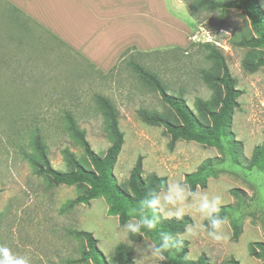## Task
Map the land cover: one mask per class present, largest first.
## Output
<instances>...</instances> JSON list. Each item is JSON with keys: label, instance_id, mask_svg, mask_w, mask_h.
Listing matches in <instances>:
<instances>
[{"label": "rangeland", "instance_id": "obj_1", "mask_svg": "<svg viewBox=\"0 0 264 264\" xmlns=\"http://www.w3.org/2000/svg\"><path fill=\"white\" fill-rule=\"evenodd\" d=\"M5 1L26 18L5 7L10 14L6 13L3 23L0 21V245L27 256L30 264H92L90 260L80 262L87 245L74 232L84 231L97 240L107 264L119 262L122 246L132 250L133 264H165L146 250L154 243L152 239H129L130 233L125 226L119 227L118 217L108 216L104 198L71 206L83 188L54 186L30 163V158L41 162L34 147L35 133L39 132L53 169L69 170L64 151L91 168L80 143L69 131V119L84 133L91 149L103 156L111 137L96 100L100 96L118 112L123 145L113 175L122 189L129 191V174L138 157L142 158L143 179L154 174L165 177L167 185L183 183L185 175L193 173L204 160L218 158L223 163L218 166L217 177L208 178L206 188L198 187L196 192L219 195L221 206L233 209L238 201L230 191L244 192L242 207L223 226L228 237L225 241H212L205 231L207 220L194 208H186L184 216L191 218L188 226L195 234L179 235L187 247L176 258L195 261L204 254L209 264H232V260L264 264V260L250 255L252 243L264 244V173L248 165L253 149L264 141V66L255 70L245 67V63L264 59V48L243 45L257 37L247 11H209L198 6L199 0H179L184 14L168 10L167 17L162 0H151L149 15L157 20L133 18V25L146 23L147 38L133 32V49H124L120 56L127 52L119 61L120 56L113 57L119 49L100 55L76 45L89 27L84 32L74 27L67 30V17L56 13L59 10L53 1ZM256 2L264 15V0ZM187 7L194 10L197 20L190 17ZM3 8L0 5L1 13ZM205 43L220 52L235 88L241 92L230 125L234 141L241 144L235 153L237 161L226 141L210 147L178 140L171 146L164 128L148 125L138 115L146 110L170 115L177 121L158 91L134 70L133 63L155 75L168 94L181 97L197 115L196 100L207 101L212 94L202 80V72L218 71ZM200 193L195 198L189 196V202L198 200ZM166 194V190L160 191L155 199L163 203ZM156 207L160 217L167 218L160 206ZM138 219V214L131 211L128 222ZM234 219H240L242 225L237 241L232 239Z\"/></svg>", "mask_w": 264, "mask_h": 264}, {"label": "trees", "instance_id": "obj_2", "mask_svg": "<svg viewBox=\"0 0 264 264\" xmlns=\"http://www.w3.org/2000/svg\"><path fill=\"white\" fill-rule=\"evenodd\" d=\"M0 5L4 6L3 13L0 12V21L2 23L8 17L6 13L10 14L9 12L12 11L26 18L18 9L4 0H0ZM198 6L204 7L209 11L246 10L257 37L245 41L243 45L264 48V15L259 9L256 0H199ZM5 7L10 11H6ZM187 10L190 17L197 20L194 10L189 9V7H187ZM2 15L4 16L2 17ZM11 21L13 22L14 19ZM204 46L210 51L209 58L216 61L218 71L216 73L202 72V80L212 90V94L207 101L196 100L197 115L192 113L181 97L168 94L164 85L155 75L133 63L134 70L158 91L162 101L172 109L177 121L171 120L170 115L148 112L146 110H140L138 115L144 123L164 128L171 138V146L178 140L192 141L210 147L220 146L222 141H226L232 146L233 159L237 161L235 153L241 144L234 141L233 134L230 132V125L232 113L238 106L237 99L240 97L241 92L235 88V80L230 76L220 52L209 43H205ZM259 66H264V59H260L256 64L245 63V67L250 70H255ZM96 100L101 107L102 115L111 137V145L103 156L96 154L91 149L84 133L76 127L72 119H69V131L80 143L91 168H85L75 159L72 153L64 151V158L69 170L60 172L53 169L48 162L45 146L41 142L39 132L35 133L34 147L41 162L28 158H30L31 165L37 168V174L48 178L52 185L79 186L83 188L82 193L71 202V206L89 205L93 200L104 198L108 205V216H117L118 225L123 228L130 218L131 211L133 209L137 213L140 211L139 202L141 200H154L160 191L166 190L167 179L154 174L143 179L141 176L142 158L138 157L129 174L127 183L129 191L122 189L116 183L113 168L123 145V134L119 130L118 125V112L108 99L97 96ZM222 163L223 161L218 158L204 160L193 173L185 175L183 183L187 184L193 192H196L198 187L206 188L207 179L217 177L219 173L218 166ZM248 165L250 168H256L264 173V141L253 149ZM230 194L238 201L236 208L221 206L219 212L221 217H227L228 219L236 209L242 207L244 202V192L241 190L232 189ZM143 211L150 219H157L158 223L151 231L142 228L141 232L136 235L129 234L131 241L137 242L142 237H148L154 243H157L161 231L169 232L175 238L178 234H183L186 227L192 223L189 216H184L179 220L176 218H162L158 213L157 207L153 209L150 205H145ZM231 227L233 230L232 239L237 241L242 233L240 219L232 220ZM74 234L82 237L87 245L86 252L83 253L80 262L90 260L92 264H107L102 253L97 248V240L91 233L79 231L74 232ZM186 247L187 243L183 241L182 244L172 250L170 255L165 253L167 257L164 260L165 264H209L204 254L195 261L177 259L176 255L185 253ZM131 254L132 250L129 247L122 246L120 248L121 258L117 264H133ZM250 255L264 260V244L259 242L252 243ZM231 263L239 264L234 260Z\"/></svg>", "mask_w": 264, "mask_h": 264}, {"label": "crops", "instance_id": "obj_3", "mask_svg": "<svg viewBox=\"0 0 264 264\" xmlns=\"http://www.w3.org/2000/svg\"><path fill=\"white\" fill-rule=\"evenodd\" d=\"M35 1L40 4L43 0ZM44 1H53L56 5L55 9L59 10V12H55L66 15L67 23L65 22L64 24H67V30H72L74 27L79 32H84L86 26L89 27L88 33H85V38L80 40L76 45H79V47H85V49L90 48V51H96L95 53L97 54L101 53L100 55L110 49H119L121 52L117 51L113 55L115 59L119 58L124 49L128 47L127 50L133 49V32H137L143 38H147L146 23L133 25V18L150 17V21L155 19L149 15V11H152V3L149 7V1L151 0ZM162 6L167 17H169L168 10H180L181 13L184 14L183 11L185 8L179 0H168V2L166 0V3L165 0H162ZM149 48L152 49V47ZM86 56L89 57L87 54ZM122 57L123 54L120 56L119 61H121Z\"/></svg>", "mask_w": 264, "mask_h": 264}, {"label": "clouds", "instance_id": "obj_4", "mask_svg": "<svg viewBox=\"0 0 264 264\" xmlns=\"http://www.w3.org/2000/svg\"><path fill=\"white\" fill-rule=\"evenodd\" d=\"M167 194L163 196V203L160 199L151 201L141 200L139 202L140 211L137 213L133 209V213L138 214V220L129 221L125 225L127 233L136 235L141 232L142 228L149 231L153 230L158 221L155 218H149L143 211L145 205H150L153 209L160 206V211L165 213L167 218L182 219L185 215L186 208H194L204 219L207 220L205 231L207 236L214 242H221L228 239L222 229L228 223L227 217L219 215L222 199L219 195L209 196L207 192H193L187 184L181 182H171L166 188ZM200 193L199 199H193L189 202V196L196 197ZM165 209L167 211L165 212ZM194 229L188 226L185 230V235H193ZM183 243L179 234L177 237L169 232L161 231L159 233V241L149 244L146 250L153 258L161 261L166 260L165 253L169 255L172 250ZM0 264H30V259L27 256L14 253L8 246L0 245Z\"/></svg>", "mask_w": 264, "mask_h": 264}]
</instances>
